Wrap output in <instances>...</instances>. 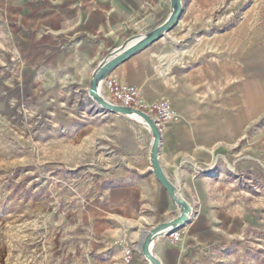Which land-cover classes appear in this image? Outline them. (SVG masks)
<instances>
[{
  "label": "rangeland",
  "instance_id": "1",
  "mask_svg": "<svg viewBox=\"0 0 264 264\" xmlns=\"http://www.w3.org/2000/svg\"><path fill=\"white\" fill-rule=\"evenodd\" d=\"M32 10L0 7V264H126L118 259L123 247L115 224L101 210L107 172L96 165L116 156L81 137L74 107L28 96L26 55H17L13 39L19 17ZM165 35L163 46L179 50L180 60L212 69L207 111L192 117H237L236 100L245 113L264 96V0H180L177 22ZM101 91L111 102L105 83ZM237 124L228 121V137L208 168L226 193V231L198 243L180 228L175 245L183 258L169 264H264V102ZM125 243L152 264L140 241Z\"/></svg>",
  "mask_w": 264,
  "mask_h": 264
},
{
  "label": "crops",
  "instance_id": "2",
  "mask_svg": "<svg viewBox=\"0 0 264 264\" xmlns=\"http://www.w3.org/2000/svg\"><path fill=\"white\" fill-rule=\"evenodd\" d=\"M38 3L41 6L33 8ZM3 4L10 10L33 9L31 17H19L13 39L17 55L19 50L26 55L28 96L74 107L73 117H80L76 122H81V137L89 135L91 143L116 156L98 159L96 165L107 172L103 179L107 185L102 197L105 206L101 210L115 224L123 247L118 259L123 258L124 249L130 248L126 243L123 246L125 241H140L142 245L152 226L171 223L182 209L155 173L151 159L154 137L147 125L139 118L105 111L86 91L94 73L115 51L168 21L173 13L171 1L0 0V7ZM165 37L115 66L104 83L115 76L120 85L135 87L147 106L162 100L174 105L176 117L155 120L160 134L158 162L165 177L190 205L189 220L181 229L202 243L227 227L222 205L226 193L221 182H215L218 178L208 173L218 156L216 147L228 137V121L241 126L244 116L262 106L264 96L256 97L245 113L242 101L236 100L237 117H192L195 111H207L212 98V69L180 60L179 50L173 52V48L163 46ZM218 74L220 79L226 78V69ZM218 101L221 103L220 97ZM83 117H90L85 126ZM237 222L232 221V225L237 226ZM176 243L166 237L158 240L153 245L154 255L163 264H169L170 258L181 262L183 254L180 256ZM130 264L148 263L140 253H134Z\"/></svg>",
  "mask_w": 264,
  "mask_h": 264
},
{
  "label": "water",
  "instance_id": "3",
  "mask_svg": "<svg viewBox=\"0 0 264 264\" xmlns=\"http://www.w3.org/2000/svg\"><path fill=\"white\" fill-rule=\"evenodd\" d=\"M173 5V13L169 20L163 24L161 27L157 28L156 30L152 31L151 33L143 36L137 42L133 43L128 47H122L118 51H115L94 73L92 82L89 89V95L96 101L98 104L102 106L105 111L111 113H121V114H130L135 113L138 115L145 123H147L148 127L151 130V133L154 137V143L152 146V154L151 159L153 163V168L155 173L164 186V188L168 191L171 198L181 207L182 212L181 215L173 220L171 223L162 225V228H173L169 232H167V236L179 230L184 223L189 220V213L191 212L190 205L180 196L177 188L170 183V181L165 177L162 172V169L158 162V146L160 140V134L157 127V123L146 113L126 107H122L119 105L108 103L104 97H102L98 93V86L102 80H104L112 71V69L120 64L125 59L129 58L136 52L148 47L150 44L160 40L162 37L165 36L166 32H168L171 27L177 22L179 8H180V0H171ZM177 226V227H175ZM159 229H153L144 239L141 251L145 255V257L152 263V264H161V262L149 251L150 243L152 239L155 237L156 231Z\"/></svg>",
  "mask_w": 264,
  "mask_h": 264
},
{
  "label": "built area",
  "instance_id": "4",
  "mask_svg": "<svg viewBox=\"0 0 264 264\" xmlns=\"http://www.w3.org/2000/svg\"><path fill=\"white\" fill-rule=\"evenodd\" d=\"M106 88L113 102L112 104L142 111L156 121H170L176 117V112L168 100H162L156 104L147 106L141 100L140 94L135 87L120 85L115 76H111L106 81ZM180 236L181 232L177 230L170 233L168 238L172 243H176L180 239ZM123 260L126 264L132 262L133 252L131 248L124 249Z\"/></svg>",
  "mask_w": 264,
  "mask_h": 264
},
{
  "label": "bare ground",
  "instance_id": "5",
  "mask_svg": "<svg viewBox=\"0 0 264 264\" xmlns=\"http://www.w3.org/2000/svg\"><path fill=\"white\" fill-rule=\"evenodd\" d=\"M104 80H102L101 82H100V84H99V86H98V93L103 97V94H102V91H101V87H102V83H104L103 82ZM103 87H104V85H103ZM108 99V98H107ZM106 100V99H105ZM109 100V99H108ZM107 101V100H106ZM111 101V100H110ZM108 102V101H107ZM108 103H113L112 101L111 102H108ZM127 115H129V116H132V117H136V116H138V115H136L135 113H130V114H127ZM139 117V116H138ZM151 117V116H150ZM152 118V117H151ZM153 119V118H152ZM154 120V119H153ZM155 121V120H154ZM156 122V121H155ZM189 215H190V213H189ZM175 227H177V226H175ZM174 228V227H173ZM173 228H165V229H159V230H157L156 231V234H155V237L152 239V241H151V243H150V247H149V251H150V253L151 254H153V252H152V250H153V245H154V243H155V241H156V239L158 238V237H160V236H162V235H165V236H167V232H169L171 229H173ZM143 245V244H142ZM142 245L140 246V249H142Z\"/></svg>",
  "mask_w": 264,
  "mask_h": 264
}]
</instances>
